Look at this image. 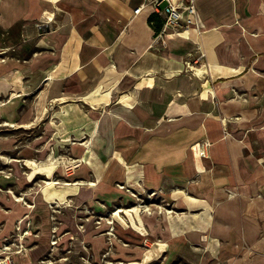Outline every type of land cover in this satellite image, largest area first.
Wrapping results in <instances>:
<instances>
[{
    "label": "crops",
    "instance_id": "0c3cea01",
    "mask_svg": "<svg viewBox=\"0 0 264 264\" xmlns=\"http://www.w3.org/2000/svg\"><path fill=\"white\" fill-rule=\"evenodd\" d=\"M150 1L0 0V48L11 52L0 64V96H10L1 106L9 125L31 132L14 161L55 162L38 164L55 165L46 175L26 163L13 200L1 199V234L17 226L14 243L33 245L24 263L47 250L44 203L127 198L112 190L122 183L172 204L162 230L173 246L202 244L222 264L253 251L251 264H264V0H194L203 32L168 31L166 45L152 44L162 19ZM197 47L206 58L195 75L184 61ZM54 157L84 164L57 176ZM36 175L50 192L34 194ZM138 207L123 208L126 226L136 227ZM167 242L155 243V257Z\"/></svg>",
    "mask_w": 264,
    "mask_h": 264
},
{
    "label": "rangeland",
    "instance_id": "374dc122",
    "mask_svg": "<svg viewBox=\"0 0 264 264\" xmlns=\"http://www.w3.org/2000/svg\"><path fill=\"white\" fill-rule=\"evenodd\" d=\"M7 53L10 54L11 52L0 48L1 65L7 60ZM12 72L14 74L18 73L19 68L16 66V68L12 69ZM19 84L21 83L19 82ZM9 97L4 94L0 96V209L4 207L1 203V199H4L3 197L7 195L13 200L9 192V186L16 170L27 178L29 169L26 163L33 168V173H44V175H46V170L44 171V169L49 168L50 171L55 167V165L47 168L42 167L49 163L47 157L34 159L35 162L42 166L34 162L14 161L16 157L14 152H12L14 151L13 148L15 147L24 152V141L28 139L31 132L24 129L21 123L9 125L8 120H6L5 106H1ZM20 111L21 109H19L18 113ZM35 130L34 133L36 134L38 129L35 128ZM10 140L16 141L15 146L8 145ZM50 153H52L51 148L49 149ZM54 158L55 161L57 160L56 175L59 172L62 176L67 177L76 170L72 169L65 173L64 168L70 165L72 160L67 158L64 162H61V159ZM52 159L50 161H53ZM58 162L61 163L59 164ZM81 164H84V162H81ZM45 180L44 176H34L31 182V186H35L34 194H40L41 191L39 190L44 185V193L50 192L48 190L49 185L46 187L44 183ZM112 190L125 192L129 196L124 198L117 195L111 200L97 198L91 204H73L68 201L63 202V204L44 203L42 211L45 214V218L48 219V225L51 229L47 238V250L32 260L31 263L22 262V257L33 245L30 242H24L23 238L21 244L20 238L18 242L14 243L16 238L14 234H17L20 228L14 227L12 232L8 233L9 236L2 235L0 232V264H222V262L226 261L223 256L218 258L213 254H209V248L202 244L192 243L193 245H187L183 243V245L176 247L171 244V241L168 240L167 242V236L164 235L166 232L162 229L167 223L168 215H174V213L171 212L173 211L171 208L172 204L168 201L160 200L157 194L148 191L149 193L142 192L140 196H136V193H131L122 183L114 184ZM51 193L53 194L54 192ZM63 193L65 194L62 191V193H54V195L63 196ZM16 196L22 197V195ZM51 201L54 202V200ZM28 205H31L32 208L34 207L33 204ZM134 205L142 206L138 207L137 210L140 217H142L147 232L143 230V224L140 217L137 216V212H134L135 222L132 223L137 228L126 226L128 222L124 217L127 219L129 217L125 214L123 219L126 225L111 216L117 209L131 208ZM34 210L36 211V208H33ZM126 210L123 209L120 213L121 216L123 212L131 213ZM167 211L171 213H167ZM1 228L0 224V230ZM31 230L30 232H32ZM22 234L26 233L23 232ZM161 235L162 238L160 239ZM165 241L170 245L164 253L159 257H152L150 261L144 263L145 254L155 247V243H164ZM246 257L242 259L244 264H251L259 258V255L250 251Z\"/></svg>",
    "mask_w": 264,
    "mask_h": 264
},
{
    "label": "built area",
    "instance_id": "2783aa9c",
    "mask_svg": "<svg viewBox=\"0 0 264 264\" xmlns=\"http://www.w3.org/2000/svg\"><path fill=\"white\" fill-rule=\"evenodd\" d=\"M149 5L153 12L160 16L162 25L159 31L154 35L152 44H165L164 37L168 31L186 33L191 28L195 30L198 36L203 32L197 15L194 0H151ZM145 5L135 9L134 14L143 10ZM203 50L196 48L193 52L187 54V59L184 61V66L192 74L197 75L195 69L202 67L205 61ZM211 143L204 141L201 143L202 152L207 151ZM81 164L79 159L72 160L71 164L64 168L65 173L72 169H76Z\"/></svg>",
    "mask_w": 264,
    "mask_h": 264
},
{
    "label": "bare ground",
    "instance_id": "6f19581e",
    "mask_svg": "<svg viewBox=\"0 0 264 264\" xmlns=\"http://www.w3.org/2000/svg\"><path fill=\"white\" fill-rule=\"evenodd\" d=\"M50 163L55 164V162L50 161V158L47 159ZM80 161V160H79ZM51 184V183H50ZM16 201H19V199H15ZM123 211V209H117L114 211V213L112 214L113 217L117 218L119 221H121L124 225H126L125 220L123 219V217L121 216V212ZM129 211V210H127ZM124 213V212H123ZM163 250V246H158L155 247L153 249H151L148 253L145 254L143 260L144 263H147L148 261H150V258L155 257L157 255H159V253Z\"/></svg>",
    "mask_w": 264,
    "mask_h": 264
},
{
    "label": "trees",
    "instance_id": "16d2710c",
    "mask_svg": "<svg viewBox=\"0 0 264 264\" xmlns=\"http://www.w3.org/2000/svg\"><path fill=\"white\" fill-rule=\"evenodd\" d=\"M153 20H154V17L152 16V17L150 18V20H149V21L152 23V22H153ZM159 25H160V23L158 24V26H157V27H156V26H154L155 30H157V31H158Z\"/></svg>",
    "mask_w": 264,
    "mask_h": 264
}]
</instances>
